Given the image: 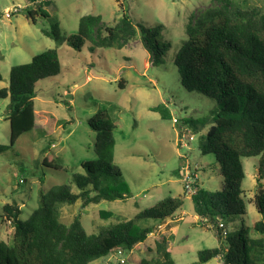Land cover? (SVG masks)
I'll return each instance as SVG.
<instances>
[{
  "label": "rangeland",
  "instance_id": "1",
  "mask_svg": "<svg viewBox=\"0 0 264 264\" xmlns=\"http://www.w3.org/2000/svg\"><path fill=\"white\" fill-rule=\"evenodd\" d=\"M40 1L0 0V88L7 87L12 66L29 63L36 54L55 48V42L43 33L52 22L66 37L76 32L84 15H100L113 26L127 14L133 22L156 29L169 48L154 65L138 37L121 50L97 48L91 53L89 43L80 51L66 44L58 48L60 73L35 85V127L0 153V241H13L14 228L5 219V204H16L22 209L20 218L26 220L39 204L40 191L68 184L73 193L79 192L72 175L83 173V161L96 158L95 134L88 127V119L98 109L108 107H112L110 115L116 122L114 164L132 196L112 202L102 200L85 208L80 201L65 204L60 209L62 223L68 225L79 214L84 230L96 234L109 224L131 219L165 197L181 196L183 205L173 217L138 222L140 227H151L152 233L132 251L124 252L123 264H135L140 259L160 262L159 245L170 251L176 264H192L199 250L221 245L224 232L235 237L241 223L251 227L260 219L253 203L258 157L240 159L246 202L242 216L226 222L217 217L215 223L210 222L195 213L192 197L196 193L191 195L185 188L186 179L196 191L202 187L214 192L220 190L222 178L214 155H203L199 149L200 135L208 126L192 134L182 123L187 117L208 116L214 101L181 86L173 58L186 39L188 24L206 10L222 5L223 0H43L49 1L45 7L49 17L37 16L32 23L25 10L36 8ZM232 1L264 12V0ZM13 7L18 12L6 18L5 11ZM7 105L8 99L0 100V145L10 143ZM44 157H51L57 168L42 165ZM89 264L120 263L113 251ZM204 264L222 261L216 257Z\"/></svg>",
  "mask_w": 264,
  "mask_h": 264
},
{
  "label": "trees",
  "instance_id": "2",
  "mask_svg": "<svg viewBox=\"0 0 264 264\" xmlns=\"http://www.w3.org/2000/svg\"><path fill=\"white\" fill-rule=\"evenodd\" d=\"M222 3L188 24L186 39L173 58L181 86L214 101L208 116L182 119L192 134L208 126L206 133L200 135L199 149L203 155H214L222 178L220 190L212 192L200 187L196 191L193 208L213 223L217 217L226 222L230 217L244 215L245 174L240 159L258 157L253 203L260 219L251 227L241 223L235 237L227 232L221 234V245L199 250L197 261L192 264H204L216 257L222 264H264V12L232 0ZM48 5L49 1L42 0L36 8H27L25 15L32 23L37 16L47 18ZM43 33L55 42V48L36 54L29 63L12 66L7 87L0 88V100L8 99L6 119L10 125V143L0 145V153L12 148L22 134L35 127V85L60 73L58 48L63 44L80 51L89 43L88 49L93 53L97 48L121 50L138 37L153 65L169 48L156 29L133 22L127 14L113 26L107 25L100 15H84L76 32L66 37L61 36L56 22ZM111 110L112 107L100 108L88 119V127L95 134L96 158L83 161V173L72 175L78 193H73L68 184L40 191L39 204L26 220L20 218L22 209L16 204L3 206L5 219L14 231L11 244L0 241V264H89L116 250L130 252L152 233L151 227L138 226L140 220L163 221L181 209L182 197L168 196L96 234L84 230L79 214L68 225L60 221V209L65 204L80 201L85 208L102 200L112 202L132 196L114 164L116 122ZM41 164L57 168L51 157H44ZM39 180L43 183L42 178ZM157 251L162 254L160 262L140 259L134 263L176 264L163 245Z\"/></svg>",
  "mask_w": 264,
  "mask_h": 264
},
{
  "label": "built area",
  "instance_id": "3",
  "mask_svg": "<svg viewBox=\"0 0 264 264\" xmlns=\"http://www.w3.org/2000/svg\"><path fill=\"white\" fill-rule=\"evenodd\" d=\"M17 12H18V8H17V7H13V8H11V9H7V10L5 11V17H6V18H10L12 14H16ZM185 188H186V191H187L189 194H191V195H193V194L196 193V189L192 188V187L190 186V183H189L186 179H185ZM221 226H223V224H221ZM224 233L226 234V232H224ZM225 234H224V235H225ZM115 253H116L117 256H118V262H119L120 264H123V263L125 262V259L123 258V256H124V251H122V250H116Z\"/></svg>",
  "mask_w": 264,
  "mask_h": 264
}]
</instances>
